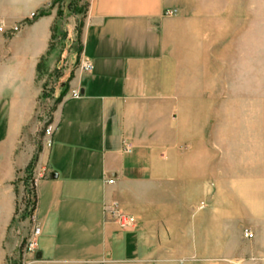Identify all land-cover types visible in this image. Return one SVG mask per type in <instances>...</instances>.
<instances>
[{
	"label": "crops",
	"instance_id": "0c3cea01",
	"mask_svg": "<svg viewBox=\"0 0 264 264\" xmlns=\"http://www.w3.org/2000/svg\"><path fill=\"white\" fill-rule=\"evenodd\" d=\"M204 1L87 0L81 29L75 25L69 37L78 34L80 60L94 69H74L54 108L57 131L47 148L35 144L38 66L48 63L57 11L52 0H0V23L20 26L13 36L0 32V264H12L19 252L13 219L35 155V172L44 175L35 212L41 258L32 264H176L193 256L199 238L205 255L220 248L226 224L241 211L221 190L216 206L226 208L194 217L215 168L210 156L189 149L204 145L209 124L208 101L194 84L204 74L203 41L216 19L215 31L221 24L225 34L224 12ZM43 9L49 12L31 17ZM73 90L81 98H72ZM123 139L132 152L123 150ZM114 204L135 226L112 219Z\"/></svg>",
	"mask_w": 264,
	"mask_h": 264
},
{
	"label": "rangeland",
	"instance_id": "374dc122",
	"mask_svg": "<svg viewBox=\"0 0 264 264\" xmlns=\"http://www.w3.org/2000/svg\"><path fill=\"white\" fill-rule=\"evenodd\" d=\"M70 1L59 0L54 5L57 14L60 13L53 48L46 68L42 67L38 75L42 91L47 84L46 91H51L49 96L54 100L81 61L78 34L69 37V29L75 25L78 28L87 0H78L74 8H69ZM204 2L209 4L211 11L215 10V14L218 10L220 15L224 12L225 34L221 32V24L220 32L215 31L217 19L211 23L210 39L203 41L201 49L203 65H200V72L204 73L203 78L194 82L203 90L202 99L208 101L210 113L205 143L190 146V154L210 156L211 168H215L208 179L209 196L195 202L194 217H200L203 211L211 214L219 207L226 208L227 205L216 206L218 191H224L225 196L234 199L241 215L226 224L225 240L220 241L219 249H210V256L203 254L199 238L193 242V256L184 260L179 258L176 264H264V0ZM53 99L44 107L56 108ZM38 110L39 107L36 116L40 123L37 133L40 140H35V144L44 146V124ZM52 118L54 122L53 114ZM23 195L19 196L18 202L22 203ZM32 227L33 221L28 216L16 228L20 230L16 235L27 236ZM246 230L253 232V238L245 237ZM214 251L223 255H212ZM12 259V264H25L20 248Z\"/></svg>",
	"mask_w": 264,
	"mask_h": 264
},
{
	"label": "built area",
	"instance_id": "2783aa9c",
	"mask_svg": "<svg viewBox=\"0 0 264 264\" xmlns=\"http://www.w3.org/2000/svg\"><path fill=\"white\" fill-rule=\"evenodd\" d=\"M168 15L175 14V10H169L166 12ZM38 14L33 12L31 14L32 18H35ZM20 30L19 25H14L10 28H7L5 23H0V32L4 34H8L9 36H13ZM79 67L84 71H92L94 69V65L91 60L84 59L80 61ZM71 97L75 99L81 98V92L79 90H73L71 93ZM53 99L52 96L41 97L39 101V116L41 117V123L44 124V136H43V144L44 147L51 148L54 144V133L56 131V125L53 122L52 114L53 110L44 107V104L51 102ZM54 100V99H53ZM55 101V100H54ZM123 150L125 152H132L134 149L133 143L129 142L127 139L122 140ZM43 173L41 171L35 172V168L32 174V182L29 191L26 193L27 203L22 200V203L17 201L16 215L15 220L18 225L24 221L21 219V214L25 211L30 212V218L33 221V227L29 235H21L20 239V253L25 261V264H30L32 260L36 259V255L39 247V238L42 235V228L37 222L36 218V209H37V192L36 188L43 177ZM109 183H113V179L109 180ZM109 214L112 219L123 228L133 227L135 226V219L131 215L124 213L120 210L117 204H114L112 208L109 210ZM20 218V220H19ZM17 225V227H18ZM17 232L20 233V230L17 229ZM246 238H253L254 234L251 230L245 231Z\"/></svg>",
	"mask_w": 264,
	"mask_h": 264
},
{
	"label": "trees",
	"instance_id": "16d2710c",
	"mask_svg": "<svg viewBox=\"0 0 264 264\" xmlns=\"http://www.w3.org/2000/svg\"><path fill=\"white\" fill-rule=\"evenodd\" d=\"M57 1H59V0H52L51 5H50V8H53L54 5H55V3H56ZM76 3H78V0H71V1L69 2V8H74V6L76 5ZM87 9H88V3H87V6H86V8H85L86 11H85L84 15L86 14ZM48 12H49L48 9H43V10H41V11L39 12L38 15H45V14H47ZM59 13H60V11H59L58 14H57L58 16H59ZM56 21H57V20H56ZM81 26H82V22H80V24H79V26H78V28H77L78 31H80ZM56 29H57V25H56V23H55V25H54V27H53V35H52V39L54 38V35H55V33H56ZM52 48H53V42H52V44H51V48H50V50H49V54H50ZM81 50H82V47L80 46V47H79V52H80V53H81ZM42 67H43V64H42V61H41V62L39 63V66H38V71H39V72L41 71ZM72 76H73V73L69 76L67 82L64 83V85H63V86H64L63 91L61 92V94H60V95L56 98V100H55V103H56V104H58V103L61 102V100H62L63 97L65 96L66 92L68 91V83H69V81L71 80ZM45 85H46V87H47V84H45ZM46 87H45L44 91H42V97H46V96L50 95L49 92H51V91L47 92V91H46ZM37 161H38V156H37V155L33 156L32 160L30 161V163L28 164V166H27V168H26L25 176H24V178H23V183H24V186H25V193H24V195H23L22 200H23L24 202H26V203H27L26 193H27V192L29 191V189H30L31 182H32V179H33V178H32V174H33V170H34V167H35V164L37 163ZM16 193H17V195H18V190H16ZM29 215H30V212L25 211L24 213L21 214L20 217H21L22 220H25ZM14 220H15V218L13 219V222H14Z\"/></svg>",
	"mask_w": 264,
	"mask_h": 264
},
{
	"label": "water",
	"instance_id": "95a60500",
	"mask_svg": "<svg viewBox=\"0 0 264 264\" xmlns=\"http://www.w3.org/2000/svg\"><path fill=\"white\" fill-rule=\"evenodd\" d=\"M36 258L37 259H40L41 258V252H37Z\"/></svg>",
	"mask_w": 264,
	"mask_h": 264
}]
</instances>
